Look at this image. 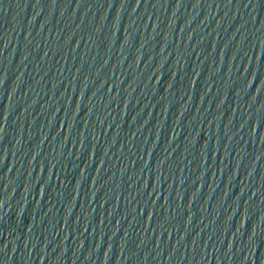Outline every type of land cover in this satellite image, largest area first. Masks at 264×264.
Here are the masks:
<instances>
[{"label": "water", "instance_id": "water-1", "mask_svg": "<svg viewBox=\"0 0 264 264\" xmlns=\"http://www.w3.org/2000/svg\"><path fill=\"white\" fill-rule=\"evenodd\" d=\"M0 264H264V0H0Z\"/></svg>", "mask_w": 264, "mask_h": 264}]
</instances>
